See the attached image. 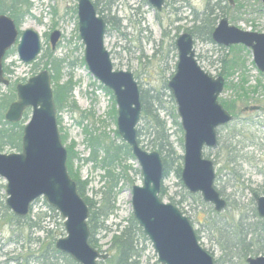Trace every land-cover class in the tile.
<instances>
[{
    "label": "rangeland",
    "instance_id": "obj_1",
    "mask_svg": "<svg viewBox=\"0 0 264 264\" xmlns=\"http://www.w3.org/2000/svg\"><path fill=\"white\" fill-rule=\"evenodd\" d=\"M29 1L32 4V15L24 18L20 29L21 32H37L42 50L36 61L25 64L19 58L16 44L7 56L6 78L10 85L17 87L39 75L45 70L48 59L42 57L47 49L51 50L54 58L65 60L61 85L70 78L73 79L76 84L73 97L78 111H72L67 106L57 115V121L60 119V132L67 136L65 147L71 146L73 153L81 159L75 160L74 170L83 182L89 183V198L99 201L97 193L103 185L102 177L105 172L86 161L91 151L86 144L84 129L102 132L117 140V118H112V111H118L115 98L113 99L112 95L106 92V88L92 76L85 63V47L79 34L78 0ZM91 1L103 12L107 20L112 21L106 37V47L112 54L114 69L133 73L143 90L160 94L163 108L161 117L167 122L171 142L181 156L184 155V142L183 146L181 145V140L184 141V131L174 121L173 115L177 113V105L170 97L168 88L169 81L176 73V41L181 34L189 30L200 34V38L195 37V49L201 67L212 78L222 77L225 80V90L219 98L220 103L222 100H235L236 92L233 89L227 91L226 86L228 83L238 86L242 76H245L249 88L264 86V74L257 69L251 50L242 46L244 49L230 51L231 47L210 41L204 30L195 29L202 20L215 23L216 27L225 17L230 25L243 31L264 34V6L260 0H234V6L224 0H166L162 11H157L148 0ZM56 30L60 31L62 36L56 50H52L49 37ZM235 54H239L241 63L239 62L240 65L231 73L224 63L230 62ZM0 87L1 93H9L8 87ZM263 91L261 88L260 94ZM262 95L263 97L259 95V99L255 97L249 102L238 99L237 119L219 129L220 144L216 149L204 151L205 158L214 162L215 187L228 202L225 211L218 213L213 205L204 202L200 194H190L174 167L163 181L165 194L162 201L174 205L189 218L201 246L216 261L219 260V264H228L230 261L233 264H241L225 250L228 238L235 231L236 223L242 219L248 227L257 230L256 243L262 242L264 238L260 223H263V220L258 216L254 201L256 194L264 195V93ZM253 106H259L261 110H244ZM6 112L7 110H4L3 114ZM26 115L30 119L32 110H28ZM178 118L181 124L180 117ZM143 126L144 123L140 122L138 128ZM144 139L143 149L152 153L147 138H141ZM17 152L10 147L2 150L6 155ZM127 166L131 168L129 176L133 184H124L117 199L118 209L106 223V226L114 230L118 225L125 226L133 215L132 188L143 184L138 161L135 158L130 159ZM0 186L5 187L0 189V264H75L55 247L58 239L66 237L64 221L48 208L45 200L36 201L31 216L12 224L9 219H3L6 212L1 205L6 204L7 200L6 181L0 179ZM31 220L42 230L31 228ZM112 237L113 233L107 231L98 233L96 239L103 252L109 253ZM262 245L264 247V239ZM140 247L145 248L142 264H159L158 256L150 242L142 241Z\"/></svg>",
    "mask_w": 264,
    "mask_h": 264
},
{
    "label": "water",
    "instance_id": "obj_2",
    "mask_svg": "<svg viewBox=\"0 0 264 264\" xmlns=\"http://www.w3.org/2000/svg\"><path fill=\"white\" fill-rule=\"evenodd\" d=\"M233 3V0H229ZM264 5V0H260ZM162 11L166 0H148ZM79 34L85 47L89 72L115 97L118 108L117 128L141 167L142 186L132 189L133 216L149 239L159 264H215L214 257L200 244L196 231L177 207L161 198L164 163L158 152L148 153L138 142L137 127L142 116L141 91L133 73L116 71L112 54L106 47L107 22L91 0H78ZM61 32L50 35L52 50L61 40ZM212 40L225 47L242 45L252 51L254 63L264 74V34L243 31L223 18ZM18 43L20 60L33 63L42 46L37 32L22 33L8 15H0V86H9L4 61ZM194 36L185 32L176 41L178 64L168 88L177 105L184 131V155L181 179L190 194H200L218 213L228 207L215 188L214 162L204 157L205 149H216L218 130L234 117L219 102L225 90L222 77L212 78L200 65ZM259 106L245 108L260 111ZM32 110L22 137L20 153L0 151V179L6 181V206L19 218L29 215L33 204L44 199L64 220L66 237L57 240L56 249L78 264H99L109 259L90 244V209L81 197L68 170V152L57 121L52 78L48 70L17 86V101L10 105L5 120L17 124ZM257 212L264 220V195L254 196ZM247 264H264V255L250 257Z\"/></svg>",
    "mask_w": 264,
    "mask_h": 264
},
{
    "label": "trees",
    "instance_id": "obj_3",
    "mask_svg": "<svg viewBox=\"0 0 264 264\" xmlns=\"http://www.w3.org/2000/svg\"><path fill=\"white\" fill-rule=\"evenodd\" d=\"M31 11L32 4L29 0H0V15H9L12 19H14L18 27L21 26L24 18L32 15ZM98 13L103 16L102 11L98 10ZM104 19L108 24V33L109 26L112 25V21L107 20L105 17ZM216 19L217 18H215V20ZM206 22L207 20H202L199 26H196L195 29L204 30L207 34V38L212 41L215 23L213 24ZM189 32L193 33L195 37L200 38V34L191 30H189ZM240 48H242V46H232L230 51L233 49L241 50ZM238 55L239 54L232 55L230 62L224 63L231 73L234 71L235 67L237 68V66L240 65V58ZM42 58L48 59L44 68L50 72L52 77L54 100L58 115L63 112L67 106H69L72 111H75V109L78 111V107H76V102L74 101L73 97L76 87L73 79L70 78L67 82L61 85V74L65 60L54 58L50 49L45 51ZM6 73L7 70L5 69V74ZM8 88L9 93H1L0 87V151L2 152L5 147H10L11 149H16L18 152H21L22 137L25 127L24 124L27 123L28 117L25 114L24 119L19 124H10L5 120L3 111L8 110L9 106L17 100L16 87L9 85ZM226 88L227 91L233 89L234 92H236V94H234L236 98L231 102L222 100L221 104L225 107V109L233 114L234 119H237L238 116L236 113L238 109L236 106L238 99H244V102H249L255 97L259 99V95L263 97L262 94L264 93L263 91L260 94L261 88L264 89L263 85L249 88L245 76L241 77V81L238 86H232L231 83H228ZM140 90L142 102V117L140 122H143L144 126L141 127L142 129L138 128L139 144L142 146V144L145 142V139L141 140V138L146 137V141L148 145L151 146L152 152H158L161 155L165 168L164 179L169 176L173 167L176 170L178 177L181 178L183 156L178 154L176 148L171 142V137L167 128V122L161 117V110L163 108L160 94H155V92L153 93L150 90H143L141 85ZM106 92L112 95L114 99L111 91L106 89ZM170 97L174 99L172 95ZM174 101L175 100H173V102ZM117 114L118 111L116 109L112 111V118L114 120H116ZM173 118L175 123L181 129L182 127L178 122L179 118L177 113L176 115H173ZM86 119L89 120L88 117H86ZM58 122L60 124V119H58ZM84 133L86 136V144L88 149L91 151V155L86 161L93 164L95 167H99L105 172L102 177L103 185L97 193V195L100 197V200L95 201L88 196L87 188L89 183L85 181L83 182L78 177L77 172L74 170L73 164L75 163V160L81 159L77 158V156L73 153V148L71 146L67 148L69 173L72 179L76 181L79 194L86 201L90 209V215L88 219V225L91 233L90 244L95 249L103 252L96 239L98 233L103 231L113 233L110 247L108 249V254L110 257L107 261L100 262V264H142L145 248H141L140 244L142 241L149 242V240L145 236L143 229L139 226L134 216L131 215L125 226L118 225L116 226L115 230L106 226L107 221L118 209L117 199L119 193L124 187V184L128 183L131 186L133 184L129 176V171L131 168L127 166V161L134 159L132 150L123 140H121L118 131L115 132L117 140L111 139L105 133L90 131L88 128L84 129ZM61 135L62 141L65 144L67 142V136L62 133ZM183 142L184 141L181 140L182 146ZM142 148L144 147L142 146ZM1 187L5 188L4 186H0V189ZM164 194L165 190L163 188L161 199L163 198ZM1 205L6 212L3 215L4 220L9 219L10 223L17 224L21 222L22 219H24L18 218L13 213H10L5 203ZM48 208H50L52 212L59 216L55 209L49 206ZM31 215L32 210L29 216ZM29 222L31 228L36 227L42 230L40 226L33 224L32 220ZM260 223L261 232H263L264 235V225L262 222ZM234 229L235 231L232 233L230 238H228V245L225 250L227 254L230 253L231 256L233 258H237L241 264H247V259L249 257H256L260 254L264 255V247L262 245L264 238L262 239V242L257 240L259 243H256L255 241L257 230L251 229L250 226L248 227V224L245 223L244 219H242L238 224L236 223ZM53 240L54 244L55 238H53ZM69 260L70 262H74L71 258ZM215 264H219V260H215ZM228 264H233V262L230 261Z\"/></svg>",
    "mask_w": 264,
    "mask_h": 264
},
{
    "label": "bare ground",
    "instance_id": "obj_4",
    "mask_svg": "<svg viewBox=\"0 0 264 264\" xmlns=\"http://www.w3.org/2000/svg\"><path fill=\"white\" fill-rule=\"evenodd\" d=\"M165 5H166V3H165ZM165 5H164V6H165ZM95 8H96V7H95ZM163 8H164V7H163ZM96 10H97V12H98V9H97V8H96ZM98 14H99V13H98ZM2 15H3V14H2ZM99 15H100V14H99ZM8 16H9V15H8ZM100 16H101V15H100ZM102 17H103V16H102ZM103 18H104V17H103ZM13 20H14V19H13ZM219 23H220V21L218 22V25H219ZM218 25H217V26H218ZM217 26H216V27H217ZM17 27H18V26H17ZM216 27H215V28H216ZM18 30L20 31V33H22L20 27H18ZM107 30H108V24H107ZM187 32H189V31H187ZM189 33H191V32H189ZM107 34H108V33H107ZM107 34H106V37H107ZM191 34L193 35V33H191ZM181 35H182V34H181ZM193 36H194V35H193ZM194 38H195V36H194ZM195 40H196V39H195ZM7 56H8V55H7ZM6 62H7V57H6V60L4 61V71H5V64H6ZM138 84H139V83H138ZM139 87H140V85H139ZM140 91H141V90H140ZM53 95H54V91H53ZM54 102H55V100H54ZM116 105H117V104H116ZM182 130H183V129H182ZM61 137H62V135H61Z\"/></svg>",
    "mask_w": 264,
    "mask_h": 264
},
{
    "label": "flooded vegetation",
    "instance_id": "obj_5",
    "mask_svg": "<svg viewBox=\"0 0 264 264\" xmlns=\"http://www.w3.org/2000/svg\"><path fill=\"white\" fill-rule=\"evenodd\" d=\"M224 1H227L231 6H234L235 5L234 0H233V3H230L228 0H224ZM263 224H264V221H263ZM46 264H48V263H46Z\"/></svg>",
    "mask_w": 264,
    "mask_h": 264
}]
</instances>
